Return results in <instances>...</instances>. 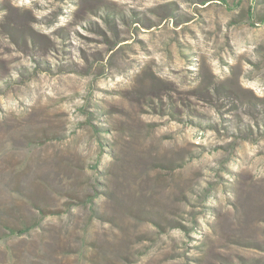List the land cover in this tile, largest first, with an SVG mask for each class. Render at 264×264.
I'll return each instance as SVG.
<instances>
[{"label": "rangeland", "instance_id": "1", "mask_svg": "<svg viewBox=\"0 0 264 264\" xmlns=\"http://www.w3.org/2000/svg\"><path fill=\"white\" fill-rule=\"evenodd\" d=\"M0 264H264V0H0Z\"/></svg>", "mask_w": 264, "mask_h": 264}]
</instances>
